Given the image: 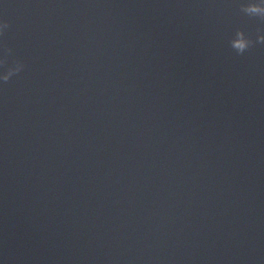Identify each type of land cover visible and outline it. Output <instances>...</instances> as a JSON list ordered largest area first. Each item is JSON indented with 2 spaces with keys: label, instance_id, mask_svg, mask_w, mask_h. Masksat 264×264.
<instances>
[{
  "label": "clouds",
  "instance_id": "1",
  "mask_svg": "<svg viewBox=\"0 0 264 264\" xmlns=\"http://www.w3.org/2000/svg\"><path fill=\"white\" fill-rule=\"evenodd\" d=\"M240 11L248 17L257 18L259 21L264 23V0H259V2L250 0L249 3L241 5ZM9 28L10 24L7 21H0V37L4 36ZM228 43L230 48L237 55H244L247 51L254 47V45H264V35H257L256 39L253 40L244 29L238 28L235 30ZM11 55L12 49L5 45L3 49V56L0 57V66L6 67V71L0 73V81L5 84L14 76L20 74L25 68L24 63L18 59L9 64L8 58Z\"/></svg>",
  "mask_w": 264,
  "mask_h": 264
}]
</instances>
